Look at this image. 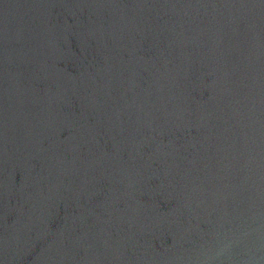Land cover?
<instances>
[{
  "label": "water",
  "instance_id": "1",
  "mask_svg": "<svg viewBox=\"0 0 264 264\" xmlns=\"http://www.w3.org/2000/svg\"><path fill=\"white\" fill-rule=\"evenodd\" d=\"M0 264H264V0H0Z\"/></svg>",
  "mask_w": 264,
  "mask_h": 264
}]
</instances>
